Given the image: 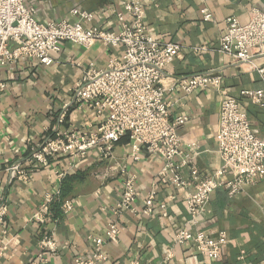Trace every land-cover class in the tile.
I'll return each mask as SVG.
<instances>
[{
  "label": "crops",
  "instance_id": "obj_1",
  "mask_svg": "<svg viewBox=\"0 0 264 264\" xmlns=\"http://www.w3.org/2000/svg\"><path fill=\"white\" fill-rule=\"evenodd\" d=\"M125 0H25L42 22L78 18L73 8L90 13L83 25L119 30L114 16ZM144 12L143 24L152 38L175 42L181 50L166 65L160 85L170 102V120L183 115L188 119L176 129L181 153L174 158L176 169L187 181L176 187L162 173L165 159L144 148L137 160L130 154L128 137L116 143L111 158L98 160L93 153L78 160L73 169L65 157L49 158L48 165L27 161L40 141L56 129L79 132L95 130L107 111L79 110L69 106L65 121L58 123L64 104L71 101V88L90 66L102 68L112 52L97 42L89 48L63 42L52 62L21 58L1 66L6 82L0 94V207H6L7 234L0 235L4 251L0 264H72L75 257L89 258L93 239L101 240L107 255L98 264H264V179L230 196L225 188L216 189L205 211L195 219L189 215L183 198L196 180L190 174L193 165L199 178L216 170L221 160L215 133L218 110L223 98L237 100L256 136L264 138V107L243 96V90L264 88L258 69H264V55L255 52L252 65L240 63L218 50L225 32V19L235 16L245 22L251 10H264V0H137ZM203 10L211 20L203 19ZM215 73L222 78L221 88L194 91L186 95L179 80L195 73ZM192 143L195 144L192 146ZM190 160V162L188 161ZM185 161V162H184ZM18 163L27 171L24 181L10 178L6 167ZM67 173L60 180L58 173ZM132 177L139 195L132 208L115 216L123 183ZM56 191L59 192L56 195ZM46 194L54 199L43 222L34 215ZM153 195L151 212H145L144 200ZM65 201L71 203L64 209ZM119 224L117 242L106 238L108 222ZM180 227L203 230L211 237L225 234L228 239L221 257L210 260L195 252L189 243L173 242ZM44 237L54 241L51 249H41Z\"/></svg>",
  "mask_w": 264,
  "mask_h": 264
},
{
  "label": "built area",
  "instance_id": "obj_2",
  "mask_svg": "<svg viewBox=\"0 0 264 264\" xmlns=\"http://www.w3.org/2000/svg\"><path fill=\"white\" fill-rule=\"evenodd\" d=\"M71 14L78 19L70 21L42 22L36 19L35 10L25 0H0V68L21 58H32L41 64L52 62L51 54L61 49L63 42L79 44L89 48L101 43L111 49V56L102 68L88 67L71 88V101L64 104L58 123L65 121L71 105L79 110L107 111L104 121L93 131L79 132L72 128L56 129L54 134L43 138L27 157L30 164L48 165L49 158L65 157L70 169L76 161L85 160L93 153L98 160L111 158L114 147L123 137H128L130 154L137 160L142 148L165 159L162 173L169 175L171 182L184 189L187 181L178 173L174 158L181 153L178 126L187 121L179 115L170 120V102L164 97L160 85L164 68L176 58L181 46L175 42H162L149 36L143 24L144 12L137 0H125L122 9L114 12L119 30L101 26L86 27L83 21L91 14L73 8ZM211 13L203 10V19L211 20ZM218 50L230 55L240 63L252 65L255 52L264 55V10H251L248 19L241 22L235 16L225 19V32L219 39ZM253 66V65H252ZM264 81V69L257 70ZM222 78L215 73H195L179 80V87L186 94L207 88L220 89ZM6 89L0 69V94ZM243 96L264 107V88L243 90ZM217 152L221 164L213 172L198 176L196 168H189L196 183L183 201L192 219L204 211L211 194L225 188L230 196L243 192L248 185L264 179V138L256 136L247 116L236 99L225 97L218 110L215 133ZM195 144L192 143V146ZM190 162V160H188ZM185 162V161H184ZM10 178L27 179V171L18 163L5 169ZM66 171L58 173L61 180ZM59 192L56 191V195ZM139 195L132 177L123 183L119 202L112 209L117 217L122 210L132 208ZM54 199L46 194L34 217L43 222ZM153 195L144 200L145 212H151ZM64 209L71 203L65 201ZM6 207H0V235L7 234ZM120 229L116 219L108 222L107 240L117 242ZM94 252L91 257H75L72 264H98L107 258L101 251V240L93 239ZM176 244L189 243L195 252L210 260L221 257L228 242L225 234L211 237L203 230L180 227L174 236ZM50 237L40 242L41 249L54 247ZM0 246V256L4 251Z\"/></svg>",
  "mask_w": 264,
  "mask_h": 264
}]
</instances>
